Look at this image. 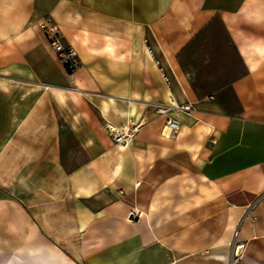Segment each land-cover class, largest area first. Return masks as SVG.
<instances>
[{
	"label": "crops",
	"instance_id": "crops-1",
	"mask_svg": "<svg viewBox=\"0 0 264 264\" xmlns=\"http://www.w3.org/2000/svg\"><path fill=\"white\" fill-rule=\"evenodd\" d=\"M213 20L233 115L178 65ZM0 264H264V0H0Z\"/></svg>",
	"mask_w": 264,
	"mask_h": 264
},
{
	"label": "rangeland",
	"instance_id": "rangeland-1",
	"mask_svg": "<svg viewBox=\"0 0 264 264\" xmlns=\"http://www.w3.org/2000/svg\"><path fill=\"white\" fill-rule=\"evenodd\" d=\"M178 63L181 75L201 95L214 96L226 115L238 113L239 107L228 83L240 73V66L217 20L206 25L186 46Z\"/></svg>",
	"mask_w": 264,
	"mask_h": 264
},
{
	"label": "built area",
	"instance_id": "built-area-1",
	"mask_svg": "<svg viewBox=\"0 0 264 264\" xmlns=\"http://www.w3.org/2000/svg\"><path fill=\"white\" fill-rule=\"evenodd\" d=\"M42 31L46 37V44L48 50L53 54L62 70L66 74L69 80H72L74 72L79 67L78 54L77 51L71 45H64L61 41V36L58 33L56 27L49 21L46 20L41 24ZM164 81L168 84V78L163 75ZM169 111H181L189 112L190 106L188 105H159L155 108V112L160 116H165ZM179 128L177 121L165 116V123L162 128V133L165 132L169 134H175ZM108 131L115 143H122L127 138H130L128 131H123L120 134V131L114 127L109 126ZM140 182H137L136 185H139ZM241 246L237 247L235 252L238 255V250Z\"/></svg>",
	"mask_w": 264,
	"mask_h": 264
},
{
	"label": "bare ground",
	"instance_id": "bare-ground-1",
	"mask_svg": "<svg viewBox=\"0 0 264 264\" xmlns=\"http://www.w3.org/2000/svg\"><path fill=\"white\" fill-rule=\"evenodd\" d=\"M178 131V130H177ZM175 133H177V132H175ZM162 134V136H164L165 138H170V137H172L173 135L172 134H169V133H167V132H165L164 134L163 133H161Z\"/></svg>",
	"mask_w": 264,
	"mask_h": 264
}]
</instances>
